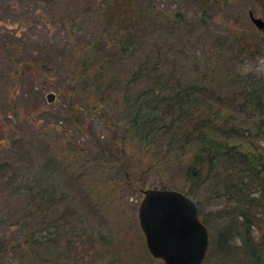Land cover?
<instances>
[{
    "label": "rangeland",
    "instance_id": "1",
    "mask_svg": "<svg viewBox=\"0 0 264 264\" xmlns=\"http://www.w3.org/2000/svg\"><path fill=\"white\" fill-rule=\"evenodd\" d=\"M81 1L75 7L66 0L51 6L31 0H0V148L8 147L13 139L34 148L33 160H16L17 164H32L22 167L25 173L17 181H29L36 192L46 188L52 193L49 208L27 219L33 229L39 224L32 236L42 242L41 248L48 246L47 252L62 255L59 264H165L147 247L138 207L143 189L149 186L188 192L192 186L186 173L189 160L174 168L170 161L189 149L169 148L170 133L146 141L144 134L131 127L130 106L122 88L139 59L150 51L152 60L165 61L161 69L165 77L186 87L191 83L213 87L183 88L195 91L192 95L198 102L207 99L218 131L228 119L238 133H246V138L236 137L243 148L264 146L256 104L258 99L264 101L258 89L264 86V30L249 14L252 8L264 17V0ZM147 3L149 13L140 18V10L135 11ZM83 5L87 10L79 18ZM50 19L61 23L47 34L50 30L44 20ZM72 27L75 32L70 34ZM59 28L64 36L57 34ZM45 35L60 37L63 58L34 49L49 38ZM90 38L99 42L87 43ZM127 38L135 40L134 47L139 49L118 57L121 42ZM108 51L111 63L105 62L102 68L100 60ZM57 63L59 69L54 66ZM97 72L102 74L98 78ZM152 83L132 82L128 96L143 92ZM50 91L56 93L54 100L47 98ZM176 91L167 88L163 93L172 96ZM68 98H75L76 104ZM194 148L190 145V150ZM231 167L219 165L217 176L241 180ZM206 185H194L199 196L190 195L201 207L200 216L207 214L206 221L202 219L209 229L211 264H227L223 255L230 258L229 264H236L240 254L250 259L251 253L264 264V205L252 199L260 192L248 196L258 217L244 236L230 217L218 216L221 209L232 210L240 204H236L237 192L229 198ZM27 188L15 195L0 192V205H4L0 217L6 211L26 208ZM36 199L29 208L36 206ZM12 229L22 232L17 225L0 222V234ZM19 240L23 242V236ZM0 257V264L33 261L31 255L20 257L18 248L10 247Z\"/></svg>",
    "mask_w": 264,
    "mask_h": 264
},
{
    "label": "trees",
    "instance_id": "2",
    "mask_svg": "<svg viewBox=\"0 0 264 264\" xmlns=\"http://www.w3.org/2000/svg\"><path fill=\"white\" fill-rule=\"evenodd\" d=\"M36 3H41L44 6L59 5L61 0H31ZM72 6H77L82 4L81 0H66ZM205 0H202L204 3ZM112 4V8H113ZM78 9L79 18L84 17V13L87 9L85 5ZM150 3H147L145 6H141L135 12L138 13L139 17L144 18L147 13H149ZM252 9V8H251ZM34 10L36 6L34 5ZM114 10V8H113ZM253 10V9H252ZM93 12V10L89 11ZM34 13V12H32ZM98 13V12H97ZM28 22H34L32 19H29ZM46 26L49 27L47 34L52 33V27L61 23L60 19L54 20H44ZM35 23V22H34ZM84 26V25H83ZM79 27L84 30V27ZM264 30V28H262ZM60 33H57L61 36L62 28H59ZM75 29L72 27L69 31L70 34H73ZM19 35V34H18ZM127 35V33H125ZM21 36V35H19ZM18 36V37H19ZM48 36V35H45ZM129 36V35H128ZM49 38H43L35 45L34 49H38L37 52H49L54 54L55 58L61 59L65 54V47L61 45L56 36H48ZM14 41V40H13ZM95 41L94 38H90L87 43H92ZM96 42V41H95ZM97 41L96 43H98ZM120 47L121 54L115 53L119 57H122L126 54L128 50L130 54L138 51L139 47L135 46V40L127 38ZM128 44V45H126ZM21 45V43H20ZM46 45V47H45ZM124 45L127 48H124ZM103 53L102 60H100V65L103 68L105 62H110L111 60L107 58L109 55ZM30 52L29 56L31 62L35 59ZM151 52L147 51L146 55L139 59L137 62L138 66L136 69H133L131 75L127 79L124 87L122 88L126 100L129 102L128 114L131 117L132 126L135 127L136 131L139 134H144V139L146 141L151 139H159L163 134H169V141L171 142L169 148L175 147L176 145H181L182 149H189V151H184L179 156L174 158V161H170V164H173L171 168H174L175 164H181L184 160H189V165L187 166L186 173L187 177L192 178V186L190 189H187L189 194L198 195V191L195 189L194 185L198 187L201 183L202 185L207 184L206 186L210 187L216 192L219 191L220 194L224 196L232 197V192H237L236 195V204L232 210L230 209H221L220 217H230L231 221H234L235 228L240 232V234L246 236L250 231L251 226L254 224V220L258 217L255 216L257 210H253V200L249 199V195L253 192H260L258 195L252 196V199L256 198L257 201H260L259 205H264V146H245L242 147V143L237 139V136L241 138H246V133H238L233 124L228 123V119H224L225 127L218 131V126L215 124L213 126V112H210V104L207 103V99L203 97L201 102L196 100V96L192 95L195 91L188 92L184 90L185 88H192V90H198L200 87L208 89L210 85L204 84H194L191 83L187 85H182L179 80L173 79L171 76L165 77L166 72L161 69L163 68L165 61L152 60ZM47 57H50L49 54ZM71 57H74L72 54ZM160 61V62H159ZM87 62H84L86 65ZM54 66L59 69L60 64H54ZM49 67V66H45ZM101 72L95 73L96 78L101 76ZM172 75H174L172 73ZM132 82H153L152 84H147L143 88V92L135 93L133 97L128 96V91H130ZM261 87V86H260ZM167 88L173 89L177 88V91L172 95L168 96L167 93L163 91ZM213 87H211L212 89ZM262 94L264 93V86L258 88ZM155 91V93H153ZM76 98V97H75ZM75 98L72 100L68 98L72 105L76 104ZM247 99V98H246ZM205 101V105L202 102ZM258 111L260 113L259 121L257 122V128L264 135V101L262 99L256 100ZM225 118V117H224ZM158 136V137H156ZM248 136V135H247ZM18 139H13L12 143L8 147L0 148V192L5 190L9 195H15L19 193L24 186L28 187L27 192L30 195V198L27 201L26 208L14 209L6 211L3 217H0V222H7L8 226L17 225L22 231H9L0 234V254L8 251V247L11 249L20 251V257L30 256L33 258L32 264H59V261L62 258L61 254H51L47 252L48 246L41 248L42 242L38 238H34V230L37 231V224L34 229L32 228V223L28 221V217L37 213L39 211H44L49 208L52 203V193L46 188H41L37 192L34 190L33 185L29 181L24 182L22 179L17 181L22 174L23 168H29L32 164H17L16 160H26L30 162L33 160L32 145H27L24 142L19 143ZM194 144L195 148L190 150V145ZM188 152L190 156H188ZM178 161V162H176ZM224 163V164H223ZM228 165L232 164L231 169L236 168L238 172L237 178L235 181L231 180V176L223 175L222 177L217 176V171L219 165ZM168 165V164H167ZM169 166V165H168ZM170 167V166H169ZM222 167V166H221ZM241 174H243L241 176ZM247 175V176H246ZM250 176V177H249ZM244 177H248L244 179ZM212 179V180H210ZM210 180V181H209ZM238 183V187L236 184ZM219 186V188H217ZM213 191V192H214ZM251 192V193H250ZM199 196V195H198ZM34 207L29 205L35 200ZM242 199L241 201H239ZM47 203V204H46ZM201 203V202H200ZM257 204V205H258ZM4 205H0V209ZM45 207V208H44ZM201 210V207H200ZM207 214H205L203 219L206 221ZM259 215V214H258ZM50 220L46 219V222ZM42 221L43 216H42ZM41 222V221H40ZM241 228V229H240ZM20 236H23L24 240L21 242L19 240ZM53 240V238H51ZM244 241H247V237H243ZM50 241V240H46ZM244 244V243H243ZM43 249V250H42ZM211 247L208 249L206 258L203 264H211L210 254ZM235 251V249H234ZM246 252V251H245ZM236 254H239L235 251ZM247 254V252H246ZM251 257L249 259L248 255H239L238 261L236 264H263L258 257H255V254H249ZM227 256V255H226ZM223 255V260L225 263L229 264L228 261L230 258H226ZM1 260V257H0ZM122 264H126L123 263Z\"/></svg>",
    "mask_w": 264,
    "mask_h": 264
},
{
    "label": "water",
    "instance_id": "3",
    "mask_svg": "<svg viewBox=\"0 0 264 264\" xmlns=\"http://www.w3.org/2000/svg\"><path fill=\"white\" fill-rule=\"evenodd\" d=\"M249 14L259 28H264V17L252 9ZM55 97L54 91L47 94L48 100ZM143 193L138 215L151 254L165 264H203L210 234L197 200L176 187L153 185Z\"/></svg>",
    "mask_w": 264,
    "mask_h": 264
}]
</instances>
